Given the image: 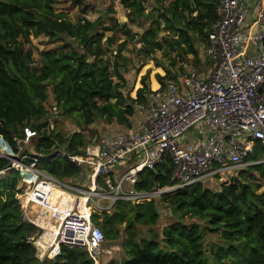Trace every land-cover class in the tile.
<instances>
[{
	"label": "trees",
	"instance_id": "1",
	"mask_svg": "<svg viewBox=\"0 0 264 264\" xmlns=\"http://www.w3.org/2000/svg\"><path fill=\"white\" fill-rule=\"evenodd\" d=\"M72 1L81 5L84 0ZM153 1L156 12L146 14L145 0H122L128 9L129 21L152 22L142 36L116 21L115 27L130 41L139 37L146 61L154 63L146 66V62L138 68L136 86L131 89L119 64V60L128 61L123 55L127 40L119 45L115 62L110 63L105 58V32H115V27H104L101 19L82 18L74 23L64 12H55L57 0H0V137L15 153H18L17 140L24 139L26 128L36 133L30 141L34 152L27 151V154L49 153L56 145L78 153L79 148L86 145L82 133L63 139L46 127L49 125L46 108L49 95L43 89L46 83L53 86L58 115L74 116L86 127L100 118L115 132L118 127L125 131L135 129L133 118L140 114L137 106L149 95L162 92L166 80L176 78L161 61L152 58L158 51L167 52L165 40L158 38L160 21L164 23V30L173 34L170 45L173 53L197 57L196 38L204 44L218 18L219 0ZM42 35L59 41L69 37L78 47L64 43L55 50L41 51V65L34 69L33 52L24 50L20 39ZM107 41L109 46L115 44L113 36ZM263 156V150L259 149L246 161H256ZM10 164L9 159L0 156V172ZM247 168L260 175L262 185L252 180H234L231 185L213 190L201 182L173 195H164L161 202L174 207L181 214L179 220L168 225L162 236L141 240L133 223L129 224L124 248L125 258L130 259L119 264H264V196L258 194V190L264 188V164ZM43 169L58 179L77 173L76 166L67 159L48 162ZM171 174L168 158L163 166L141 174L139 188L164 187L170 183ZM21 181L22 176L15 170L0 175V264H93L86 251L65 246L54 261L37 259L32 238L38 229L24 217ZM155 203L131 206L137 210L132 222L147 224L157 220ZM128 206L120 204L118 212L106 216L103 222L108 225L125 222L124 209ZM187 216L205 224H187L190 219H185ZM111 228H101L106 239L115 235ZM207 232L219 234L225 245L212 246L207 253Z\"/></svg>",
	"mask_w": 264,
	"mask_h": 264
},
{
	"label": "built area",
	"instance_id": "2",
	"mask_svg": "<svg viewBox=\"0 0 264 264\" xmlns=\"http://www.w3.org/2000/svg\"><path fill=\"white\" fill-rule=\"evenodd\" d=\"M248 3L219 0L204 49L212 75L189 72L179 83L165 82L162 92L137 106L143 117L137 128L103 132L78 153L56 145L49 153H24L21 160L0 155L11 163L0 174L15 170L22 176L20 200L25 219L38 229L32 244L40 262L56 260L65 246L86 251L98 264L106 237L95 214L112 215L119 203L158 202L208 179L264 164V156L246 161L257 150L264 152V0L255 2L254 31ZM24 132L18 153L11 149L14 154L36 136L31 128ZM168 158L170 183L139 188L141 174ZM59 159L74 164L76 175L58 179L43 169Z\"/></svg>",
	"mask_w": 264,
	"mask_h": 264
},
{
	"label": "rangeland",
	"instance_id": "3",
	"mask_svg": "<svg viewBox=\"0 0 264 264\" xmlns=\"http://www.w3.org/2000/svg\"><path fill=\"white\" fill-rule=\"evenodd\" d=\"M146 14L151 12H156V6L153 0H145ZM55 12H64L66 16L74 23H76L79 19L87 18L91 21H95L97 19H101L104 22V27H115L116 21L120 24H126L133 33L142 36L143 33L149 30L151 26V21L146 22L144 19L141 21L137 20L136 22L129 21L128 18V9L124 7L122 0H84L81 5H76L72 0H57V3L54 5ZM161 23V32L159 34V40H165L166 42V53L156 52L152 55V58H156L161 61L166 69L172 71L173 75L176 77L175 79H168L166 82L172 81L177 82L181 75L189 72H196L199 75L205 73L208 77H210L212 71V64L206 61L205 56L203 55L204 44L200 43L196 38V46L199 50V55L197 57L193 55L186 56L180 52L179 54L173 53L170 45L172 43L173 34L164 30V23ZM116 28V27H115ZM113 36L115 44L113 46L108 45V38ZM127 40V47L123 52V55L128 58V61L119 60L121 71L124 73L127 78L130 88L136 86V74L138 68H140L147 61L146 55L142 53V45L139 43V37L135 41H130L126 36H124L119 28H116L115 32H105V38L103 39V44L105 49L107 50V54L105 56L106 59L110 61V63L115 62V55L118 50L119 45ZM20 42L23 45L24 50H29L33 52L34 66L33 68H39L41 65L39 53L41 51H49L55 50L61 47L64 43L74 44L75 47H78V44L75 40L70 39L69 37H65L63 40H51L47 36H39L34 37L31 36L28 40L23 38L20 39ZM174 62V65H173ZM147 64V65H146ZM146 66H153L154 63L152 61H148ZM43 89L48 93L49 100L46 103V108L49 111V115L47 117V121L49 125L46 126L50 129L51 132L60 135L63 139H68L75 133H82L85 136L86 143H90L96 138H98L103 132H115L106 127V123L98 118L95 120L96 122L86 127L79 122V120L74 116H60L57 114V108L55 103V95L53 92V86L50 83H46L43 86ZM37 122V121H36ZM44 120L42 121V123ZM123 126V125H121ZM102 132L99 129H104ZM117 131H121L125 133V130L118 127ZM25 135V132H24ZM31 143L26 144V142L21 143V149L19 154H14L11 150L8 143L0 137V155H15L18 160H21L23 154L27 151L34 152L31 148ZM1 175V174H0ZM234 180H239L244 182L245 180H252L256 184H263L260 175L256 172H252L247 167L240 168L235 170L229 174H225L222 176H217L212 179H208V181H204V185L207 189L220 190L222 185H231ZM19 187L21 189H25V185H23L22 181L19 183ZM258 194L264 196V188L258 190ZM264 198V197H263ZM123 203H119L118 206ZM129 205L124 209L127 214L125 222H117L115 225L105 224L103 221L108 216V214L104 215H94L95 225L101 227L102 229H110L114 230V236L110 239H106V243L104 245L105 253L99 259L98 264H119L125 258V245L129 236L128 226L132 224L133 228L137 231V237L139 240L141 239H151L155 236H162L163 230L170 224L179 220L178 216L181 214L176 211L174 207L164 204L163 202L158 201L155 203L158 212V219L154 222H149L147 224L144 223H135L132 222L133 215L137 210L132 209L131 204L125 203ZM118 206L112 210V214H116L118 212ZM190 218V219H189ZM185 219H189L186 221L187 224L190 223H198L203 226L205 223L200 221L196 217L187 216ZM103 222V223H102ZM117 234V235H116ZM219 234H213L207 232L205 234V246L207 249V253H210V248L212 246L225 245L222 240L219 238Z\"/></svg>",
	"mask_w": 264,
	"mask_h": 264
},
{
	"label": "crops",
	"instance_id": "4",
	"mask_svg": "<svg viewBox=\"0 0 264 264\" xmlns=\"http://www.w3.org/2000/svg\"><path fill=\"white\" fill-rule=\"evenodd\" d=\"M249 3V8L251 9L250 13H249V21H248V25L251 27V29L254 31L256 30V28L254 27V19H255V12H254V7H255V2L256 0H248ZM207 42V41H206ZM206 42L204 44V49H205V45H206ZM253 47V46H252ZM252 47L249 48L250 52H251V49ZM204 49H203V55H204ZM202 76H205V77H208L205 73L201 74ZM172 82V81H171ZM180 82V78H179V81H177L176 83H179ZM143 117L141 116V114H137L134 118H133V126L134 128H137L141 121H142Z\"/></svg>",
	"mask_w": 264,
	"mask_h": 264
},
{
	"label": "bare ground",
	"instance_id": "5",
	"mask_svg": "<svg viewBox=\"0 0 264 264\" xmlns=\"http://www.w3.org/2000/svg\"><path fill=\"white\" fill-rule=\"evenodd\" d=\"M49 223H50V222H46V223H45V222H42V225H43V226H48V227H49V225H47V224H49Z\"/></svg>",
	"mask_w": 264,
	"mask_h": 264
}]
</instances>
